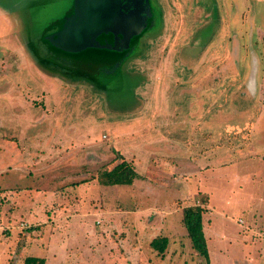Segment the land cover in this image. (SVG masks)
<instances>
[{
  "label": "rangeland",
  "instance_id": "374dc122",
  "mask_svg": "<svg viewBox=\"0 0 264 264\" xmlns=\"http://www.w3.org/2000/svg\"><path fill=\"white\" fill-rule=\"evenodd\" d=\"M74 1L0 0V94L22 93L29 119L17 123L20 134L6 125L20 110L0 96V136L20 153L12 156L17 163L30 165L23 176L3 168L0 188L18 196L37 188L17 201L0 190V264H24L27 257L44 264H206L181 222L187 206L205 210L210 264H241L248 240L258 238L250 231L252 215L264 220V148H257L264 146V0H148L150 19L124 64L104 72L80 64V80V65L55 52L72 61L94 48L64 51L86 37ZM63 68L74 81L43 72ZM127 126L138 130L131 134L142 147L132 148L127 162L156 186L95 189L85 199L65 190L83 178L97 183L101 171L120 162ZM174 140L186 141L175 147L184 156L151 158ZM242 157L256 161L234 164ZM182 167L190 173H180ZM249 171L254 177L236 182L235 172ZM68 202L95 212L63 216L59 207ZM101 210L120 215L109 223L95 214ZM62 217L89 227H56ZM155 237L169 241L163 260L151 250Z\"/></svg>",
  "mask_w": 264,
  "mask_h": 264
},
{
  "label": "crops",
  "instance_id": "0c3cea01",
  "mask_svg": "<svg viewBox=\"0 0 264 264\" xmlns=\"http://www.w3.org/2000/svg\"><path fill=\"white\" fill-rule=\"evenodd\" d=\"M244 2H246V0L244 1ZM216 4H218V3H216ZM101 35H104V34H101ZM42 61V60H41ZM45 61V60H44ZM44 73H46L47 75H50V76H52L50 73H48V71H43ZM45 75V74H44ZM46 75V76H47ZM56 76H58V74H56ZM62 79V78H61ZM16 92V90L14 91L13 89H10V91H8V92H5V93H1L0 94V96H3V98H5V99H3V100H8V99H11V100H13V101H15V108H16V110L17 109H19L20 111H17V113H15V112H13L10 116H14L13 118V120H11L10 119V121L8 120V121H6V125H10V126H13L14 128H16L15 129V131H17L18 132V134H20V133H22L23 132V130L24 129H19L18 130V125L19 124H21V122L23 121V120H25V119H28V118H26V112L24 111L25 110V108H23V106H24V104H25V102H24V95L22 94V93H15ZM3 104V103H2ZM1 104V106H4V105H2ZM26 105V104H25ZM3 108V107H2ZM6 107H4L3 109H2V111H4V112H6ZM14 111H15V109H14ZM19 113V114H18ZM2 117V116H1ZM9 117V116H8ZM12 118V117H11ZM18 118H19V120H18ZM4 120V117L2 118V121ZM29 120V119H28ZM16 121V122H15ZM4 122V121H3ZM17 123H19V124H17ZM23 123V122H22ZM13 124H17V125H13ZM3 125V124H2ZM4 125H5V123H4ZM3 125V126H4ZM183 126H185V125H179V127H180V129L181 128H183L184 129V127ZM186 127V126H185ZM126 131L127 132H129L130 134H128V135H125V136H123L124 138H126V140L124 141V142H122V143H124L121 147H123L122 149H125V152H126V154H125V152H121L120 154L122 155V157L124 158V160L125 161H132V159L131 158H133L132 156H129V154H131V149L132 148H136L137 150H139V149H141L142 147H140V145H139V143H140V141H138V140H136V139H134V137L132 136V134H131V132H134V131H138L137 129H134V127H132V126H127L126 127ZM181 131V130H180ZM176 132V131H175ZM122 137V138H123ZM127 137H131L132 139H133V141L132 140H128L127 139ZM72 141H74V139L73 138H71V139H67V143H69V142H72ZM172 143H173V145H174V147H172V148H170L169 150H165L166 149V145L168 144V143H166L165 142V144H164V149H162V148H158V150H159V153H157L156 152V154H157V156H155V155H152V159H155V162H159V163H163V161H162V159H163V157L162 156H165V157H168V156H181V155H185L184 153H185V151L184 150H182V151H178L175 147L177 146V147H181V146H183V145H185V140L183 141V143H181V144H179V142L178 141H176V140H174V141H171ZM7 144V145H6ZM8 144H10V142H8V141H6V139L5 138H2L1 136H0V168H2V169H0L1 171H0V176L2 175V174H7L8 173V171H5L3 168H7L8 167V169L10 170V171H12V172H14L15 174H18L19 176L21 175V176H23V174L24 173H26V171H28L29 172V167H30V165H29V167H28V165L26 164V163H28V162H26L25 160H21V159H19L20 160V162H18L17 163V161L16 160H14L13 158H12V156H18L19 157V155H20V153L19 152H15V151H13V147L11 146V144L10 145H8ZM157 147V146H156ZM156 147H154V148H156ZM250 148V147H249ZM257 148H259V149H263L264 148V146H260V147H257ZM130 152V153H129ZM139 154V153H138ZM190 154V153H189ZM7 156V155H10L11 157H10V159H9V161H7L6 160V158H5V156ZM143 155H144V153H143ZM20 157H21V155H20ZM156 157H157V159H156ZM238 157H239V155H238ZM242 159L243 160H240V159H238L237 160V162H235L234 164H239L241 161H256V160H253V159H244L243 157H242ZM164 160V159H163ZM154 163V162H153ZM185 163V162H184ZM152 164V163H151ZM183 164V163H182ZM189 164H190V162H189ZM150 168V167H149ZM152 168V167H151ZM174 168H176V167H174ZM169 170H172V168H170ZM182 170V171H181ZM179 172L180 173H182V174H188V173H190V172H187V171H185V169L182 167V169H181ZM184 170V171H183ZM137 173V172H136ZM28 175V174H27ZM30 176H32L31 174H29ZM137 175H138V177H137V179H135L134 180V182H133V184L132 185H129L127 188H129L130 189V191L131 190H135L140 184L141 185H143L144 187L146 186L147 188L148 187H150V189L151 188H153V187H155L156 186V184L154 185V184H149L148 182H146L145 180H143V177L140 175V174H138L137 173ZM252 175H253V177H254V174H252L250 171H249V173H243V174H241L240 172H235L234 173V178L236 179V182H238L239 180H242V179H244V180H250L251 179V177H252ZM261 175H263V174H261ZM26 176V175H25ZM29 176V177H30ZM16 178H18V176L16 177ZM58 178L56 177L55 178V180H57ZM86 178H83L82 180H85ZM90 178H88V179H86L87 180V182H85V183H82V184H78V185H75V186H68V187H66L65 188V190L66 189H70L71 190V192H72V194H73V196L74 195H76V196H79V195H82V197H83V199H85V198H88V197H90L91 195H92V192L95 190V189H98L99 191H101V190H104V191H106V190H111V188H116L115 186H101V185H99L98 183H96L95 182V180H89ZM178 181H181V180H175V182H177L178 183ZM182 182H185V180H183V181H181L180 182V184H182ZM247 182V181H246ZM41 185H44V183H42ZM36 188V187H35ZM35 188H31V190H25L23 193L22 192H20V195L18 196V194H16L15 193V191L13 190V188H11L10 190H8V191H6V189L5 188H3V187H1L0 188V190H2V191H4V193H6L7 195H11L8 199H10L11 201H12V199H13V201H17V198H19L20 196H25V194L26 195H30V194H35L36 192H35ZM38 188H41V187H38ZM109 188V189H108ZM37 189V188H36ZM73 190V191H72ZM32 192V193H31ZM134 192V191H133ZM141 197H143V195L141 196ZM66 197H63L62 199H65ZM91 201V200H90ZM66 206V205H65ZM77 206V207H76ZM61 207V208H60ZM59 207V210H61V215H63V216H65V214H64V210H68V211H70V212H72V213H74L73 214V216H77V214H76V211H80V216H87V217H90L91 215H93V213L95 212V211H91L90 210V208L88 207V208H85V209H83L82 211H81V209L80 208H82V206L80 205V204H73L72 202H68V204H67V206L66 207H62V206H60ZM79 207V208H78ZM78 208V209H77ZM77 209V210H76ZM244 211H246V210H244ZM243 211V212H244ZM255 211V210H254ZM97 212V211H96ZM111 211H106V210H101V212L100 213H95L98 217H103V218H105V220H107V222H109V223H111V221H112V219L113 218H117L118 217V215H120V213L119 212H117L118 214L117 215H115V216H110L109 215V213H110ZM247 212V214H249L248 213V211H246ZM121 215H123V214H121ZM17 215L15 214H13V218H15ZM20 216V215H19ZM255 216H256V214H254V215H252V218H253V221H255V222H253V223H251L250 225L252 226L251 228H252V230L250 229V231H253L254 233H256V237H258V238H253L252 239V242H251V239H249L248 240V243H249V246H247L245 249H247L248 248V253H247V255H245V257H244V260H241L242 261V263L241 264H264V220H263V222L262 221H257L256 219H255ZM26 218H28V217H26ZM30 218H28V220H29ZM53 218H51V220H52ZM63 219H65L64 217H62L60 220H58V224L56 225L55 224V226L56 227H61V228H64V227H67V226H70V229H71V227H73V226H77L78 228H80L81 229V231H82V229H83V227H81V226H84V227H89V224L87 223H84L83 221H82V219H70V223L68 222L67 224H65L66 223V221L64 222L63 221ZM181 219H182V214H181ZM255 219V220H254ZM243 222V221H242ZM245 223V222H244ZM258 223H260V225L258 226L257 224ZM121 226V225H120ZM119 225H117V227H120ZM246 226V225H245ZM241 227H242V225H241ZM247 227V229H249V227L248 226H246ZM69 228V227H68ZM186 234V233H185ZM166 238V237H165ZM167 239V238H166ZM240 240H239V244H242V247L244 248L245 246H246V241H247V239H245V238H239ZM224 240V239H223ZM168 243H169V241H168ZM245 243V246L243 245ZM189 244H190V246H191V243H190V241H189ZM87 250H89V249H87ZM151 250L152 251H154L152 248H151ZM249 251H251V253L249 252ZM252 251H253V254H252ZM195 252V251H194ZM196 253V252H195ZM92 254H94L93 252H91L90 253V255L91 256H93V258H95V255H92ZM197 254V253H196ZM156 255H158L157 253H156ZM198 255V254H197ZM252 255V256H251ZM159 257L158 258H160L161 260H163V259H165L166 257H162V256H164V254L162 255V256H160V255H158ZM199 256V255H198ZM247 256V257H246ZM99 257L101 258V259H104V258H102V254H100L99 255ZM105 257H108L109 259H110V257L109 256H107V253H105ZM200 257V256H199ZM92 258V259H93ZM181 258V256L179 255H177V257L174 259V260H178L179 261V259ZM201 258V257H200ZM203 259V258H202ZM204 260V259H203ZM207 264V263H206ZM208 264H210V260H209V254H208Z\"/></svg>",
  "mask_w": 264,
  "mask_h": 264
},
{
  "label": "trees",
  "instance_id": "16d2710c",
  "mask_svg": "<svg viewBox=\"0 0 264 264\" xmlns=\"http://www.w3.org/2000/svg\"><path fill=\"white\" fill-rule=\"evenodd\" d=\"M110 36V38H109ZM107 37L109 38L107 40ZM139 39V36H135L131 38L130 46L127 50H123L121 52L118 51H112L107 49H96L93 48L92 50H87L84 53H80L77 56L72 59V61L69 59L71 56L68 54L62 53L60 51H55L57 56H62L65 59L69 61L68 64L72 65H80L84 64L85 66H94V70L104 72L105 67H115V66H121L124 64L128 53L133 48L132 44L136 43V41ZM97 42H99L101 45L103 44H112L114 41V37L108 33L104 35H100L97 37ZM111 41V42H108ZM75 56V55H74ZM64 58H61L63 61ZM47 61H40V63H46ZM48 63V62H47ZM43 64V65H44ZM49 64V63H48ZM92 64V65H91ZM45 66V65H44ZM53 67H58L55 64L52 65ZM82 69V65L79 66L78 70L76 71V74H79L81 76H78L79 80L80 77H82L83 74H81L80 70ZM59 75L62 79H70L73 80L75 78L71 77L70 71H68V68L59 69ZM52 76H56L57 71H49ZM86 75V74H85ZM77 78V80H78ZM87 78V77H86ZM75 80V81H77ZM85 80V79H84ZM93 86V85H91ZM96 89V88H95ZM99 90V89H96ZM120 158V162L116 164L111 170H103L101 171L97 177L96 181L101 186H129L132 185L134 180L137 179L138 175L132 165L125 161L123 158H121L119 155H117L116 159ZM94 180V179H89ZM87 182V180H82L78 183H75V185L82 184ZM205 212V210L200 206H187L182 209V219L181 222L186 230V236L189 239L191 243L192 249L201 257L204 259V261L208 264V250L206 245V239L203 233V225H202V215ZM168 240L165 237H155L150 242V247L156 251V253L160 256H162L167 248ZM24 264H44V260L41 258L36 257H27L24 260Z\"/></svg>",
  "mask_w": 264,
  "mask_h": 264
},
{
  "label": "water",
  "instance_id": "95a60500",
  "mask_svg": "<svg viewBox=\"0 0 264 264\" xmlns=\"http://www.w3.org/2000/svg\"><path fill=\"white\" fill-rule=\"evenodd\" d=\"M122 1L124 0H75L74 11L77 12V16L80 18L77 20V23L83 24H81L83 29L87 31L85 33L86 37H81L78 43H76L73 47L65 48L64 51L74 52L86 47L107 49L118 52L127 50L130 46L131 38L139 36L142 33V30L146 27L147 23L146 19L141 18V15L139 14H124ZM135 1L140 8H142V6L146 8L148 16L151 15L147 0ZM87 12L93 14L92 18L86 15ZM89 20L90 23L88 22ZM84 21L86 22L84 23ZM108 33L114 37L112 44L101 45L97 42V37L101 34ZM47 40L52 41V44L62 48V45H60L57 41L54 42L51 37ZM92 44H95V46H92Z\"/></svg>",
  "mask_w": 264,
  "mask_h": 264
},
{
  "label": "flooded vegetation",
  "instance_id": "af4514ba",
  "mask_svg": "<svg viewBox=\"0 0 264 264\" xmlns=\"http://www.w3.org/2000/svg\"><path fill=\"white\" fill-rule=\"evenodd\" d=\"M123 7H124V9H123L124 14H127V15L139 14V15H141V18H145L146 20L149 18L147 11H146V8L144 6H142V8H140L135 0H127V1L123 2ZM109 38H110V36H109ZM109 38L107 37V40ZM108 42H111V41H108Z\"/></svg>",
  "mask_w": 264,
  "mask_h": 264
},
{
  "label": "built area",
  "instance_id": "2783aa9c",
  "mask_svg": "<svg viewBox=\"0 0 264 264\" xmlns=\"http://www.w3.org/2000/svg\"><path fill=\"white\" fill-rule=\"evenodd\" d=\"M240 222V224L242 223V221H239Z\"/></svg>",
  "mask_w": 264,
  "mask_h": 264
}]
</instances>
